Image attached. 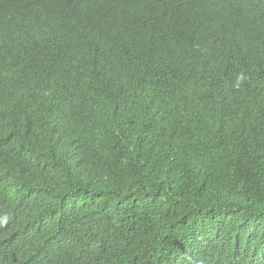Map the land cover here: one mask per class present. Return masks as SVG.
Returning a JSON list of instances; mask_svg holds the SVG:
<instances>
[{"label": "trees", "instance_id": "obj_1", "mask_svg": "<svg viewBox=\"0 0 264 264\" xmlns=\"http://www.w3.org/2000/svg\"><path fill=\"white\" fill-rule=\"evenodd\" d=\"M258 70L264 0H0V264H264Z\"/></svg>", "mask_w": 264, "mask_h": 264}, {"label": "bare ground", "instance_id": "obj_2", "mask_svg": "<svg viewBox=\"0 0 264 264\" xmlns=\"http://www.w3.org/2000/svg\"><path fill=\"white\" fill-rule=\"evenodd\" d=\"M167 1V0H166ZM152 2V1H151ZM111 3V2H110ZM170 3V2H169ZM96 4V3H95ZM108 5V4H107ZM152 5V4H151ZM162 5V4H161ZM69 6V5H68ZM138 6V5H137ZM147 6V5H146ZM174 7V6H173ZM167 8V7H166ZM171 8V7H170ZM149 9H151V8H149ZM118 11V10H117ZM168 11V10H167ZM135 12V11H134ZM141 14V13H140ZM148 15H149V13H148ZM148 17V16H147ZM171 17V16H170ZM124 19V18H123ZM150 19V18H149ZM166 20H168V19H166ZM139 21V20H138ZM141 21V20H140ZM145 21V20H144ZM181 21V20H180ZM184 21V20H183ZM134 22V21H133ZM153 22V21H152ZM168 22V21H167ZM121 23V22H120ZM161 23V22H160ZM123 24V23H122ZM128 24V23H127ZM75 25V24H74ZM153 25V24H152ZM91 26V25H90ZM139 26V25H138ZM160 26V25H159ZM154 27V26H153ZM170 27V26H169ZM99 29V28H98ZM151 30H152V28H151ZM144 31V30H143ZM170 32V31H169ZM148 33V32H147ZM155 33V32H154ZM125 34V33H124ZM166 34V33H165ZM172 34V33H171ZM137 35V34H136ZM141 35V34H140ZM139 35V36H140ZM147 36V35H146ZM149 37V36H148ZM113 38V37H112ZM141 38V37H140ZM145 38V37H144ZM178 38H180V37H178ZM120 39H122V38H120ZM65 40V39H64ZM113 40V39H112ZM177 40V39H176ZM137 41V40H136ZM130 43H131V41H130ZM154 43H156V42H154ZM75 45H76V43H75ZM156 45V44H155ZM141 46V45H140ZM70 47V46H69ZM68 47V48H69ZM136 47H138V46H136ZM111 48V47H110ZM114 48V47H113ZM125 49V48H124ZM130 49V48H129ZM153 49V48H152ZM138 53V52H137ZM115 56V55H114ZM118 58V57H117ZM117 61V60H116ZM136 61V60H135ZM115 62V61H114ZM118 62V61H117ZM138 62V61H137ZM136 63V62H135ZM119 64V63H118ZM122 64V63H121ZM118 70H120V68H118ZM132 70V69H131ZM121 72V71H120ZM125 75V74H124ZM137 76V75H136ZM143 77V76H142ZM141 80V79H140ZM145 81V80H144ZM121 82V81H120ZM140 83V82H139ZM140 85V84H139ZM144 85V84H143ZM98 91H100V90H98ZM77 96V95H76ZM233 123V122H232ZM56 130V129H55ZM59 131H61L60 129H59ZM75 131V130H74ZM77 131V130H76ZM104 131V130H103ZM108 131V130H107ZM112 131V130H111ZM122 131V130H121ZM134 131V130H133ZM89 132V131H88ZM126 132V131H125ZM64 133V132H63ZM73 133V132H72ZM85 133V132H84ZM93 133V132H92ZM107 133V132H106ZM145 133V132H144ZM149 133H151V132H149ZM57 134V133H56ZM71 134V133H70ZM100 134V133H99ZM138 134V133H137ZM78 135V134H77ZM84 135V134H83ZM122 135V134H121ZM145 135V134H144ZM59 136V135H58ZM155 136V135H154ZM175 136V135H174ZM180 136H182V135H180ZM66 137V136H65ZM85 137V136H84ZM88 137V136H87ZM94 137H96V136H94ZM101 137V136H100ZM113 137H114V135H113ZM163 137V136H162ZM169 137V136H168ZM183 137V136H182ZM187 137V136H186ZM44 138H46V137H44ZM70 138V137H69ZM77 138V137H76ZM47 139V138H46ZM45 139V140H46ZM56 139V138H55ZM93 139V138H92ZM63 140V139H62ZM131 140V139H130ZM181 140V139H180ZM185 140V139H184ZM188 140V139H187ZM68 141V140H67ZM108 141V140H107ZM110 141V140H109ZM132 141V140H131ZM156 141V140H155ZM46 142V141H45ZM61 142V141H60ZM65 142V141H64ZM80 142V141H79ZM88 142V141H87ZM125 142V141H124ZM148 142V141H147ZM162 143V142H161ZM44 144V143H43ZM65 144V143H64ZM67 144V143H66ZM65 144V145H66ZM172 144V143H171ZM42 145V144H41ZM46 145V144H45ZM48 145V144H47ZM57 145V144H56ZM64 145V146H65ZM120 145V144H119ZM133 145V144H132ZM146 145V144H145ZM58 146V145H57ZM67 146V145H66ZM93 146V145H92ZM124 146V145H123ZM122 146V147H123ZM138 146V145H137ZM150 146V145H149ZM153 146H154V143H153ZM176 146V145H175ZM43 147V146H42ZM46 147V146H45ZM50 147V146H49ZM48 147V148H49ZM62 147V146H61ZM83 147H84V145H83ZM147 147V146H146ZM180 147V146H179ZM55 148V147H54ZM97 148H98V146H97ZM121 148V147H120ZM125 148V147H124ZM148 148V147H147ZM60 149V148H59ZM87 149V148H86ZM80 150V149H79ZM92 150V149H91ZM126 150V149H125ZM129 150V149H128ZM81 151V150H80ZM159 151V150H158ZM47 152V151H46ZM59 152V151H58ZM76 152V151H75ZM90 152V151H89ZM135 152V151H134ZM143 152V151H142ZM54 153V152H53ZM56 153V152H55ZM96 153V152H95ZM106 153V152H105ZM93 154V153H92ZM103 154V153H102ZM114 154V153H113ZM124 154V153H123ZM79 155V154H78ZM136 155V154H135ZM141 155V154H140ZM151 155H153L152 153H151ZM77 156V155H76ZM80 156V155H79ZM84 156V155H83ZM99 156V155H98ZM119 156V155H118ZM145 156V155H144ZM176 156V155H175ZM183 156V155H182ZM89 157V156H88ZM117 157V156H116ZM121 157H122V155H121ZM157 157V156H156ZM185 157V156H184ZM183 157V158H184ZM77 158V157H76ZM142 158V157H141ZM155 158V157H154ZM181 158V157H180ZM83 159V158H82ZM87 159V158H86ZM112 159V158H111ZM136 159V158H135ZM100 160V159H99ZM134 160V159H133ZM137 160V159H136ZM150 160V159H149ZM83 161V160H82ZM126 161V160H125ZM84 162V161H83ZM87 162V161H86ZM107 162V161H106ZM180 162V161H179ZM88 163V162H87ZM96 163V162H95ZM115 163V162H114ZM148 163V162H147ZM103 164V163H102ZM111 164V163H110ZM119 164V163H118ZM123 165V164H122ZM150 165V164H149ZM87 166V165H86ZM102 166V165H101ZM107 166H109V165H107ZM140 166V165H139ZM70 167V166H69ZM72 167V166H71ZM148 167V166H147ZM136 168V167H135ZM81 169V168H80ZM85 169V168H84ZM109 169V168H108ZM145 169V168H144ZM158 169V168H157ZM122 170V169H121ZM132 170H133V168H132ZM148 170V169H147ZM89 171V170H88ZM92 171V170H91ZM99 171H100V169H99ZM127 171V170H126ZM129 171V170H128ZM138 171V170H137ZM157 171V170H156ZM71 172V171H70ZM134 172V171H133ZM142 172V171H141ZM147 172V171H146ZM150 172V171H149ZM85 173V172H84ZM83 173V174H84ZM158 173V172H157ZM98 174V173H97ZM100 174V173H99ZM149 174V173H148ZM169 174V173H168ZM70 175V174H69ZM171 175V174H170ZM95 176V175H94ZM143 176H145L144 174H143ZM156 176V175H155ZM166 176V175H165ZM176 176V175H175ZM85 177H86V175H85ZM104 177V176H103ZM123 177V176H122ZM125 177V176H124ZM132 177V176H131ZM141 177V176H140ZM69 178V177H68ZM116 178V177H115ZM120 178V177H119ZM119 178H118V180H119ZM144 178V177H143ZM157 178V177H156ZM108 179H109V177H108ZM128 179V178H127ZM161 179V178H160ZM159 179V180H160ZM180 179V178H179ZM82 180V179H81ZM126 180V179H125ZM136 180V179H135ZM146 180V179H145ZM56 181V180H55ZM78 181V180H77ZM110 181V180H109ZM108 181V182H109ZM150 181V180H149ZM154 181V180H153ZM163 181V180H162ZM178 181V180H177ZM176 181V182H177ZM64 182V181H63ZM74 182V181H73ZM101 182H103V181H101ZM119 182V181H118ZM126 182V181H125ZM135 182V181H134ZM145 182V181H144ZM151 182V181H150ZM54 183V182H53ZM105 183V182H104ZM111 183V182H110ZM119 183H121V182H119ZM124 182H122V184H123ZM160 183V182H159ZM165 183V182H164ZM57 184V183H56ZM127 184V183H126ZM137 184V183H136ZM146 184V183H145ZM144 184V185H145ZM182 184H183V182H182ZM181 184V185H182ZM69 185V184H68ZM67 185V186H68ZM78 184H76V186H77ZM124 185H125V183H124ZM167 185V184H166ZM174 185V184H173ZM91 186V185H90ZM97 186V185H96ZM99 186V185H98ZM126 186H128V185H126ZM153 186V185H152ZM151 186V187H152ZM159 186V185H158ZM164 186V185H163ZM171 186V185H170ZM100 187V186H99ZM108 187V186H107ZM180 187V186H179ZM52 188V187H51ZM92 188V187H91ZM96 188V187H95ZM94 188V189H95ZM103 188V187H102ZM111 188V187H110ZM148 188V187H147ZM68 189V188H67ZM74 189V188H73ZM125 189V188H124ZM75 190V189H74ZM105 190V189H104ZM132 190V189H131ZM155 190V189H154ZM157 190V189H156ZM100 191V190H99ZM135 191V190H134ZM159 191V190H158ZM175 191H177V190H175ZM58 192V191H57ZM67 192V191H66ZM90 192V191H89ZM114 192V191H113ZM148 192V191H147ZM60 193V192H59ZM75 193V192H74ZM80 193V192H79ZM162 193V192H161ZM164 193H166V192H164ZM172 193V192H171ZM102 194H104V193H102ZM122 194V193H121ZM152 194V193H151ZM60 195V194H59ZM135 195V194H134ZM141 195V194H140ZM77 197H78V195H76ZM89 196H90V194H89ZM92 196V195H91ZM148 196H150V195H148ZM180 196V195H179ZM104 197V196H103ZM108 197V196H107ZM111 197V196H110ZM118 197V196H117ZM125 197V196H124ZM135 197V196H134ZM138 197H139V195H138ZM177 197V196H176ZM54 198V197H53ZM63 198V197H62ZM83 198H84V196H83ZM121 198V197H120ZM126 198V197H125ZM164 198V197H163ZM184 198V197H183ZM57 199V198H56ZM102 199V198H101ZM122 199V198H121ZM136 199V198H135ZM87 200V199H86ZM95 200V199H94ZM98 200V199H97ZM178 200V199H177ZM63 201V200H62ZM102 201V200H101ZM100 201V202H101ZM118 201V200H117ZM130 201V200H129ZM168 201V200H167ZM166 201V202H167ZM81 202V201H80ZM86 202V201H85ZM113 202V201H112ZM151 202V201H150ZM184 202V201H183ZM121 203V202H120ZM186 204H187V202H185ZM62 204V203H61ZM64 204V203H63ZM102 204V203H101ZM100 204V205H101ZM129 204H130V202H129ZM112 205V204H111ZM163 205V204H162ZM166 205V204H165ZM165 205H164V207H165ZM170 205V204H169ZM172 205V204H171ZM180 205V204H179ZM113 206V205H112ZM143 206V205H142ZM100 207V206H99ZM102 207V206H101ZM125 207V206H124ZM145 207V206H144ZM163 207V206H162ZM161 207V208H162ZM167 207V206H166ZM123 208V207H122ZM127 208V207H126ZM173 208V207H172ZM177 208V207H176ZM192 208V207H191ZM190 208V209H191ZM72 209V208H71ZM79 209V208H78ZM98 209V208H97ZM145 209V208H144ZM183 209V208H182ZM188 209V208H187ZM90 210V209H89ZM102 210V209H101ZM173 210V209H172ZM185 210V209H184ZM80 211V210H79ZM86 211V210H85ZM98 211H100V210H98ZM106 211V210H105ZM122 211V210H121ZM141 211V210H140ZM191 211V210H190ZM68 212V211H67ZM143 212V211H142ZM185 212V211H184ZM187 212V211H186ZM76 213V212H75ZM84 213V212H83ZM96 213V212H95ZM98 213V212H97ZM133 213V212H132ZM176 213H178V212H176ZM127 214V213H126ZM129 214V213H128ZM84 215V214H83ZM70 216V215H69ZM88 216V215H87ZM96 216H98V214H96ZM79 217V216H78ZM94 217V216H93ZM99 217H102V216H99ZM112 217V216H111ZM120 217V216H119ZM182 217H183V215H182ZM110 218V217H109ZM95 219H97V218H95ZM117 219V218H116ZM97 220H99V219H97ZM128 220V219H127ZM73 221V220H72ZM93 221V220H92ZM101 221V220H100ZM99 222V221H98ZM104 222V221H103ZM116 221H114V223H115ZM172 222H174V221H172ZM113 223V222H112ZM175 223V222H174ZM76 224V223H75ZM91 224H92V222H91ZM111 224V223H110ZM163 224V223H162ZM172 224V223H171ZM177 224V223H176ZM87 225V224H86ZM114 225V224H113ZM116 225H118V224H116ZM123 225V224H122ZM162 226V225H161ZM169 226V225H168ZM175 226V225H174ZM70 227V226H69ZM85 227V226H84ZM164 227V226H163ZM90 228V227H89ZM95 228H97V227H95ZM114 228V227H113ZM140 228V227H139ZM172 228V227H171ZM73 229H75V228H73ZM86 229V228H85ZM93 229V228H92ZM106 229H107V227H106ZM111 229V228H110ZM164 229V228H163ZM170 229V228H169ZM95 230V229H94ZM96 231V230H95ZM99 231V230H98ZM130 231V230H129ZM75 232V231H74ZM73 232V233H74ZM78 233V232H77ZM86 233V232H85ZM105 233H106V231H105ZM161 233V232H160ZM82 234V233H81ZM93 234V233H92ZM119 234V233H118ZM130 234V233H129ZM66 235V234H65ZM75 235V234H74ZM138 235V234H137ZM63 237V236H62ZM66 237H67V235H66ZM145 237V236H144ZM166 237V236H165ZM164 237V238H165ZM76 238V237H75ZM153 238V237H152ZM168 238V237H167ZM71 239V238H70ZM82 239V238H81ZM100 239V238H99ZM106 239V238H105ZM114 239V238H113ZM69 240V239H68ZM77 240V239H76ZM87 240H89V239H87ZM107 240V239H106ZM108 241V240H107ZM69 242V241H68ZM73 242V241H72ZM71 243V242H70ZM107 243V242H106ZM114 243H115V241H114ZM85 244V243H84ZM94 244V243H93ZM105 244V243H104ZM131 244V243H130ZM67 245V244H66ZM75 245V244H74ZM81 245H82V243H81ZM96 245V244H95ZM78 246H79V244H78ZM92 246V245H91ZM115 246V245H114ZM125 246V245H124ZM105 247V246H104ZM72 249H74V248H72ZM83 250V249H82ZM110 250V249H109ZM117 250H118V248H117ZM134 250V249H133ZM144 250V249H143ZM121 251V250H120ZM138 251V250H137ZM115 252V251H114ZM122 252H124V251H122ZM146 252V251H145ZM77 253V252H76ZM109 253V252H108ZM119 253V252H118ZM126 253V252H125ZM131 253H132V251H131ZM75 254V253H74ZM78 254V253H77ZM136 254V253H135ZM112 255V254H111ZM123 255V254H122ZM127 255V254H126ZM116 256V255H115ZM131 256V255H130ZM137 256V255H136ZM122 258V257H121ZM103 259V258H102ZM128 259V258H127ZM139 260V259H138ZM131 261V260H130ZM119 262V261H118ZM132 264V263H131ZM134 264V263H133Z\"/></svg>", "mask_w": 264, "mask_h": 264}, {"label": "clouds", "instance_id": "obj_3", "mask_svg": "<svg viewBox=\"0 0 264 264\" xmlns=\"http://www.w3.org/2000/svg\"><path fill=\"white\" fill-rule=\"evenodd\" d=\"M252 29H253V28H252ZM252 29H250V30H252ZM248 31H249V30H248ZM247 75H248L250 78H252V77L255 76V75H260L261 78H262L261 85H264V70H263V71H262V70H258V71L252 72V73H247ZM257 115H258V114H252V115H250V116L248 117V119H247V124H248V128H249L250 131H252L253 128H254V120H255V118L257 117Z\"/></svg>", "mask_w": 264, "mask_h": 264}]
</instances>
